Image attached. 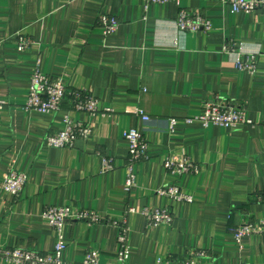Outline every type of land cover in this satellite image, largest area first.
Returning a JSON list of instances; mask_svg holds the SVG:
<instances>
[{
  "label": "crops",
  "instance_id": "crops-1",
  "mask_svg": "<svg viewBox=\"0 0 264 264\" xmlns=\"http://www.w3.org/2000/svg\"><path fill=\"white\" fill-rule=\"evenodd\" d=\"M228 1L0 0V100L8 102L0 128V251L51 253L58 237L43 213L71 206L95 211L105 223L67 224L64 261L80 263L97 250L100 264H117L118 225L131 206L138 213L128 216L126 264H264V235L240 244L235 239L240 225L264 220V17L234 13ZM181 10L202 13L213 30L181 32ZM102 14L118 19L114 35H104L97 22ZM19 34L33 41L26 52L18 50ZM226 45L236 53H225ZM247 55H258L255 75L236 68ZM37 69L63 78L70 89L89 91L115 114L73 113L92 124L91 138L72 149L48 148L47 137L65 127L68 105L55 115L23 110ZM214 99L243 105L253 125L186 122ZM139 109L150 122L131 114ZM133 129L148 140L150 158L137 165L136 187L128 194L123 136ZM169 157L189 159L200 174L172 176L165 168ZM104 158L113 160L112 170H105ZM11 171L29 177L19 199L3 188ZM169 185L193 202L157 195ZM144 208H168L174 221L148 227Z\"/></svg>",
  "mask_w": 264,
  "mask_h": 264
},
{
  "label": "built area",
  "instance_id": "built-area-1",
  "mask_svg": "<svg viewBox=\"0 0 264 264\" xmlns=\"http://www.w3.org/2000/svg\"><path fill=\"white\" fill-rule=\"evenodd\" d=\"M73 0H65L72 2ZM147 6L154 4H165L169 2L180 3L181 0H143ZM234 13H261L264 17V0H229ZM98 24L102 28L106 37L114 35L119 29V21L116 17L100 15ZM177 27L181 32L206 34L213 30L212 22L202 13L197 11L188 12L181 10L177 19ZM18 50L26 52L33 46L31 38L19 34ZM232 45L224 47L225 53L236 51ZM233 48V49H232ZM258 55H247L243 59L236 60V68L250 75L257 72ZM264 56V54H263ZM67 104V112L64 115V129L57 134L49 135L46 139V146L55 149H72L78 141H88L92 134V124L74 119L73 113L85 114L89 118L96 115L112 116L115 114L112 109H101L99 100L89 91L70 89L63 78H52L41 73L40 70L33 72L30 79L29 97L23 110L45 115L60 113L63 105ZM8 106V102L0 100V128L1 112ZM66 108V109H67ZM140 118L144 124L150 122V117L142 110L131 112ZM176 120L171 121L170 130L176 125ZM187 123H201L208 126H216L226 129H237L241 126H251L253 121L248 119L247 110L243 105L223 103L221 101L209 100L205 104L203 113L195 118L187 119ZM124 140L128 143L129 151L126 163V182L124 191L128 194L136 187L138 164L149 160V142L145 135L138 130H130L124 133ZM103 164L106 171L113 169V160L104 158ZM166 170L174 177L181 178L188 175H199L200 166L184 157H169L165 161ZM26 173L11 171L4 177L3 188L5 192L14 198H21L28 183ZM157 195L171 199L178 203H192L193 197L184 193L176 185H169L159 189ZM138 211L128 206L121 223L118 225L121 232L118 237L120 250L117 255V264H126L130 257V247L127 244L128 236V216L136 214ZM141 215L145 217L148 227H158L161 225H171L174 221L170 209L144 208ZM44 219L49 222L50 227L57 233V243L51 253L43 254L34 249H5L0 251V259L13 264H100V253L97 250L89 251L84 260L80 263L66 262L63 253L66 250L63 230L70 223H86L89 226L101 225L105 223L104 218L95 211L79 207H49L43 213ZM264 235V220L249 221L236 228L235 239L240 244L241 240L250 235ZM204 256V253L198 254Z\"/></svg>",
  "mask_w": 264,
  "mask_h": 264
}]
</instances>
